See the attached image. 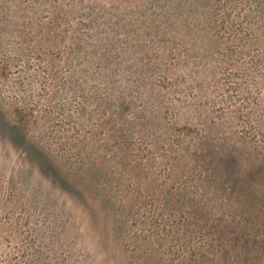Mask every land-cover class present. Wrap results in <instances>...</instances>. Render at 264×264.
<instances>
[{
    "label": "rangeland",
    "instance_id": "rangeland-1",
    "mask_svg": "<svg viewBox=\"0 0 264 264\" xmlns=\"http://www.w3.org/2000/svg\"><path fill=\"white\" fill-rule=\"evenodd\" d=\"M73 1L0 0V264H264V0Z\"/></svg>",
    "mask_w": 264,
    "mask_h": 264
},
{
    "label": "trees",
    "instance_id": "trees-1",
    "mask_svg": "<svg viewBox=\"0 0 264 264\" xmlns=\"http://www.w3.org/2000/svg\"><path fill=\"white\" fill-rule=\"evenodd\" d=\"M74 0V3H77ZM67 0H49V7L51 9V14L45 22V25L50 28L52 27V32H58V33H63L64 30H67V33L73 32L71 29V21L68 18V13L64 9L65 3ZM222 24L223 19H222ZM66 27V29H64ZM14 119L15 122L17 123V126L22 130V131H27L29 127L31 126L32 121L35 120L34 116V110L32 108H22V107H16L14 108ZM112 126V125H111ZM116 126H113V129ZM187 130L189 131L191 127L187 126ZM194 129V128H193Z\"/></svg>",
    "mask_w": 264,
    "mask_h": 264
}]
</instances>
